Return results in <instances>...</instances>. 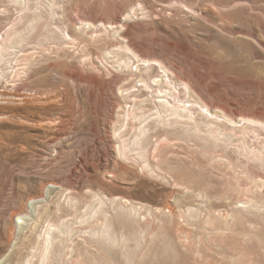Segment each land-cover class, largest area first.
<instances>
[{
	"label": "rangeland",
	"instance_id": "1",
	"mask_svg": "<svg viewBox=\"0 0 264 264\" xmlns=\"http://www.w3.org/2000/svg\"><path fill=\"white\" fill-rule=\"evenodd\" d=\"M0 49V264H264V0H0Z\"/></svg>",
	"mask_w": 264,
	"mask_h": 264
},
{
	"label": "bare ground",
	"instance_id": "2",
	"mask_svg": "<svg viewBox=\"0 0 264 264\" xmlns=\"http://www.w3.org/2000/svg\"><path fill=\"white\" fill-rule=\"evenodd\" d=\"M67 39V38H66ZM133 42V41H132ZM0 51H1V49H0ZM137 57H139V55H137ZM142 60H144V59H142ZM146 61V60H145ZM163 67V66H162ZM166 70V69H165ZM167 71V70H166ZM72 73V72H71ZM70 74V73H69ZM72 76V75H71ZM74 76V75H73ZM165 76H166V74H165ZM93 76H87V77H82L81 75H79V74H77V79H79L80 78V80H82V84H83V82L84 83H87L88 82V85H90V83H91V85L92 84H97V86H98V84L100 83V81H95V79H93L92 78ZM142 78V77H141ZM171 78V77H170ZM91 79H93V81H95V82H92L91 81ZM98 79V78H97ZM161 79V78H160ZM100 80V79H99ZM114 80V79H113ZM108 81V80H107ZM144 81H146V80H144ZM167 81H168V79H167ZM79 82V81H78ZM81 82V81H80ZM103 82V81H102ZM114 82V81H113ZM122 82V81H121ZM120 82V83H121ZM169 84L171 83L172 84V82H173V80H171V79H169ZM116 83V82H115ZM150 83H152V82H150ZM165 83H167V82H165ZM174 83V82H173ZM168 84V83H167ZM84 85V84H83ZM144 85L146 86V87H148V88H150V87H152L149 83H147L146 82V84L144 83ZM173 85V84H172ZM75 86V85H74ZM93 86V85H92ZM168 86H170V85H168ZM94 87V86H93ZM102 87H104L103 85H102ZM173 87H174V85H173ZM128 88H126V86H123L122 87V92H121V96L122 97H125V94H122L124 91H126ZM151 89V88H150ZM163 89V88H162ZM111 90V89H110ZM157 90V89H156ZM161 90V89H160ZM174 90H176V89H174ZM150 91V90H149ZM177 91V90H176ZM101 92V91H100ZM151 92V91H150ZM163 93V92H162ZM172 94V93H171ZM161 95V94H160ZM168 95L166 94V97H167ZM175 97L174 98V100L175 99H178V96L177 95H172V97ZM164 98V97H163ZM202 98V97H201ZM169 98H167V99H165V103L167 104V105H169V106H171L172 108V110L174 111V112H172V114L173 115H176V116H178V117H180V116H182V117H184V115L186 116V117H188V116H190L189 115V111H190V109H189V105H187V104H176V105H174V104H172V102H170L169 100H168ZM172 99V98H171ZM123 100V99H122ZM179 100V99H178ZM185 101H186V99H185ZM201 101V100H200ZM199 101V102H200ZM136 102V101H135ZM177 102H179V101H177ZM202 102V101H201ZM205 104V103H204ZM205 109V108H204ZM169 110V109H168ZM171 113V112H170ZM164 114V113H163ZM160 115V114H159ZM169 115V114H168ZM190 118V117H189ZM192 119V118H191ZM245 119V118H244ZM112 121V120H111ZM114 123H116V124H118V122L117 121H115ZM122 127V126H121ZM121 127H120V129H121ZM117 132V131H116ZM166 137H168V135H169V132L168 131H166V133L164 134ZM113 138L115 139V138H117V137H115V136H113ZM107 151H109V152H111V151H117L120 155H122V150H121V147H120V145H118V144H114V145H112V144H109L107 147H106V152ZM105 153V152H104ZM109 160L108 159H106V166H107V162H108ZM104 167H105V165H103ZM109 174V173H108ZM110 175V174H109ZM112 176H114V174H112ZM50 186H53V187H59L60 185H58V183L57 182H53V183H51L50 184ZM20 215H19V217H24L25 216V214L23 213V212H21V213H19Z\"/></svg>",
	"mask_w": 264,
	"mask_h": 264
}]
</instances>
